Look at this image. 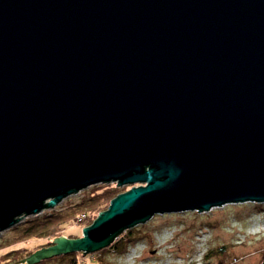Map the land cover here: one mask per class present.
<instances>
[{"label": "water", "instance_id": "water-1", "mask_svg": "<svg viewBox=\"0 0 264 264\" xmlns=\"http://www.w3.org/2000/svg\"><path fill=\"white\" fill-rule=\"evenodd\" d=\"M110 183L132 187L18 264L264 203V0H0V233Z\"/></svg>", "mask_w": 264, "mask_h": 264}, {"label": "rangeland", "instance_id": "rangeland-1", "mask_svg": "<svg viewBox=\"0 0 264 264\" xmlns=\"http://www.w3.org/2000/svg\"><path fill=\"white\" fill-rule=\"evenodd\" d=\"M98 185L113 186L120 193L132 187L115 183ZM89 188L70 195L38 216L21 219L14 227L50 212L65 210L76 204ZM81 216L69 222L62 230L64 236L59 237H80L85 228L82 224L85 216ZM13 228L0 233V255L16 248H35L21 253L20 257L25 260L29 257L27 254L48 247L41 246L47 242L44 238L18 241ZM127 232L126 237L114 241L111 245L114 249L108 247L83 256L73 253L77 254L78 264H264V203L225 204L208 211L155 214L145 223L124 231L116 240ZM220 247H224L222 253L211 254ZM15 257H7L10 261L5 264H11ZM68 258H50L36 264H70Z\"/></svg>", "mask_w": 264, "mask_h": 264}, {"label": "trees", "instance_id": "trees-1", "mask_svg": "<svg viewBox=\"0 0 264 264\" xmlns=\"http://www.w3.org/2000/svg\"><path fill=\"white\" fill-rule=\"evenodd\" d=\"M120 192H118L117 188L108 185H97L90 187L88 192L76 203L70 205L65 210L59 212H50L42 217H36L30 220H27L23 225L14 227V231L16 232V238L19 240L29 239V238H44L47 242L41 246H49L51 244V240L57 238L59 236H64L62 234V230L69 223L72 222L76 216L83 215L85 216L82 224L86 227L89 226L97 215L107 209L110 201L115 198ZM12 229V230H13ZM127 233H124L123 236L115 241H119L122 238L126 237ZM67 237V236H66ZM68 238H79V236L68 237ZM129 238V237H128ZM130 239V238H129ZM19 244V243H18ZM39 247V246H37ZM111 249L114 247L110 246ZM35 249H25V248H16L14 250H9L0 255V264H5V262L10 261L9 258L11 255L16 256L15 261L20 262L24 257L21 253L23 251H29ZM216 251V252H215ZM211 251V254H218L224 251V247L218 248V250ZM20 253V254H19ZM27 254L26 256H30ZM64 256L69 257L70 264H78L77 254H66L58 257H53L57 259H62ZM4 258V259H3ZM14 259V258H13ZM12 259V260H13ZM13 261V262H15ZM11 262V264L13 263ZM10 264V263H9Z\"/></svg>", "mask_w": 264, "mask_h": 264}, {"label": "built area", "instance_id": "built-area-1", "mask_svg": "<svg viewBox=\"0 0 264 264\" xmlns=\"http://www.w3.org/2000/svg\"><path fill=\"white\" fill-rule=\"evenodd\" d=\"M82 217H83V215L81 217H79V218H82Z\"/></svg>", "mask_w": 264, "mask_h": 264}]
</instances>
